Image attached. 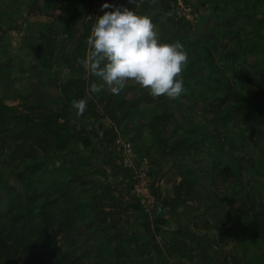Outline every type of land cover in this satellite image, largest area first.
<instances>
[{
    "label": "rangeland",
    "instance_id": "1",
    "mask_svg": "<svg viewBox=\"0 0 264 264\" xmlns=\"http://www.w3.org/2000/svg\"><path fill=\"white\" fill-rule=\"evenodd\" d=\"M105 3L150 17L160 43L183 45L189 60L178 99L153 98L133 81L119 95L106 85L91 92L93 83L103 81L77 62L70 50L75 41L64 30L70 15L96 22L114 11L102 12ZM46 41L55 48L49 72L41 65ZM0 78V101L21 112L46 105L48 93L61 98L62 79L88 82L89 132H97L100 142L94 148L118 168L122 182L114 188L124 197L112 204L104 193L112 184L102 182L95 205L100 210H78L77 234H83L75 238V256L83 264H264V0H142L138 6L129 0H0ZM18 140L0 133V182L47 159L46 180L36 184L37 173L31 179L38 202L59 196L61 202L71 197L89 203L88 193L79 199L70 192L71 182L52 184L50 171L56 177L62 156L53 139L33 141L30 134ZM141 159L151 167V188L164 207L158 216L143 213L129 192L131 170ZM171 221L191 243L184 245L196 252L194 262L175 253L167 255L173 261L139 259L126 241L155 234L166 242L160 232L168 233L163 228ZM57 242L61 248L67 243L64 236Z\"/></svg>",
    "mask_w": 264,
    "mask_h": 264
},
{
    "label": "trees",
    "instance_id": "2",
    "mask_svg": "<svg viewBox=\"0 0 264 264\" xmlns=\"http://www.w3.org/2000/svg\"><path fill=\"white\" fill-rule=\"evenodd\" d=\"M80 17L82 14L69 16L64 30V35L68 40L72 39ZM93 21V18H90L82 25L83 33L78 38L75 50L77 59L86 58L87 40L91 35ZM161 38L164 39L165 36ZM46 44L47 54L50 56L55 48L47 41ZM49 56L45 58L43 67L51 64ZM87 83L84 78L79 81H67L66 84L60 86L66 104L61 107L59 113L42 105L36 106L35 111L22 113L0 101V133L10 136L15 142L22 141L18 140L19 137L24 139L30 134L34 138L33 141L46 140L49 137L55 142V150H62L65 144L62 132L68 125L67 121L61 120V118L76 114V110L72 108V101L86 99ZM8 85L9 83H6L4 87L6 88ZM72 88L76 90L72 91ZM135 106L128 107L126 110H134ZM87 110L88 101L86 110L81 117L85 116ZM47 161V159H42L35 165H27L21 172L13 175V180L5 179L0 182V264H83L82 257L75 256V238L81 237L83 234V232L77 234V218L80 217L78 210L81 213L88 205L75 203L71 197L68 201L61 202L59 196L45 200L43 203L38 202V196L35 194L31 179L37 173V176H33L37 180L36 184L46 180L49 168ZM49 175L53 180L52 184L57 186L55 175L51 174V171ZM70 192H72L71 189ZM61 197H64V194ZM86 230L88 231L87 228ZM60 236H64L67 242L63 248L59 247L57 242ZM91 237L89 235L87 243ZM126 242L133 246L134 251L140 257L151 252L146 244L138 243L134 237L129 238ZM154 250L160 251L157 246ZM165 253L169 256L175 253L181 258L191 260V251H185V245L181 241L176 242L172 247H167Z\"/></svg>",
    "mask_w": 264,
    "mask_h": 264
},
{
    "label": "clouds",
    "instance_id": "3",
    "mask_svg": "<svg viewBox=\"0 0 264 264\" xmlns=\"http://www.w3.org/2000/svg\"><path fill=\"white\" fill-rule=\"evenodd\" d=\"M141 2L129 0L135 6ZM150 2L155 5L158 0ZM110 8L114 11L105 12ZM101 11L105 14L92 26L86 58L77 60L103 81L100 85L93 83L91 92L99 93L106 85L107 91L119 95L133 81L153 98L178 99L185 92L182 72L189 60L183 45L179 41L160 43L151 18L127 7L105 3ZM86 107L84 98L72 101L77 116H82Z\"/></svg>",
    "mask_w": 264,
    "mask_h": 264
},
{
    "label": "crops",
    "instance_id": "4",
    "mask_svg": "<svg viewBox=\"0 0 264 264\" xmlns=\"http://www.w3.org/2000/svg\"><path fill=\"white\" fill-rule=\"evenodd\" d=\"M89 19L90 18L85 17V16L80 17L78 20V22L80 23L79 30L75 29L72 39L68 40L65 37L70 42L75 41V44H73L74 45L73 49H70V50H73L75 55H76L75 50H76V44H77L76 41L83 33L82 25H84L86 21ZM94 23H95V19H94ZM43 51L45 55L44 57H42L41 65H43V63L45 62V58L49 56L47 54L46 45H44ZM88 51H89V47L87 49V53ZM63 52H65V50ZM68 52L69 50L66 49V53ZM49 57H51V64L47 67H44V69L47 70L48 72L52 70L54 66L56 65L54 63L53 56L50 55ZM2 79L3 80L6 79L5 82L8 83L7 80H9V74L6 73ZM66 80L71 81L70 79H66ZM66 80L62 79V81H58V82H60L61 84H65L67 82ZM47 96H48L46 97V99L48 100L47 104L46 105L42 104V105L59 113L61 110V107L66 104V99L64 98L62 93H60L61 98H59L58 96L55 99L54 97L50 96V93H48ZM90 98H91L90 96L86 95L87 101H89ZM33 100L35 101V96ZM89 112L91 111H87L84 117L77 116L75 114V115H69L66 118H61V120L67 121L68 127H66L65 128L66 130L62 132L64 136L63 140L65 144H64L63 149L59 151L62 153V156L59 157L58 159L59 163H58V166H57L58 169L56 172L58 175L56 174V180L58 183H62V184H66L68 182H71V184L73 183V186H71L70 184V189L72 191V194H74V196L76 197L77 195L79 196V199L86 195L84 193H88L87 195L92 197V199H90L89 203H86V204L90 208V212L93 213L92 211L95 212L97 210H100V206L95 208V205L100 200V197L102 196L101 190L98 189L100 188L99 186L102 182L110 181V183L112 184L110 186L111 188L105 189V192H104L105 196L108 197V201H111L112 204H119L120 201L121 202L123 201L124 196L123 197L121 196L120 198V195H123V193H119L118 190L120 189L114 188V184L117 183L120 185L122 182L121 173L117 171L118 168L115 169L113 166L111 167L108 163L109 160L111 159L109 157L107 158V156H104L103 154H101L100 156V154L97 153V149L94 148L96 145L99 146L100 142H99V139L97 138V135H98L97 132H94V131L89 132L91 130L90 120L92 119V115ZM22 113H29V112L23 111ZM90 147L92 149H90ZM86 183H89L88 186L86 185ZM119 188H121V186H119ZM79 192H80V195H79ZM124 206L127 207V203H125ZM104 210L108 212V210H113V209L106 208ZM173 216L175 217V215L172 212H170L169 213L170 219H173ZM165 218H168V217L165 216ZM155 229H156V232L157 231L160 232L159 230H157V226L155 227ZM163 229L168 232V233L160 232L162 233V235H165L163 236V238L166 240V242L162 240L161 242L157 241L155 234H153V237L146 234L144 237L136 238L138 243L146 244L151 251L149 254L145 256H142V257L138 256L139 259L149 260L155 257H165L166 259H170L171 257L169 258L167 257V254L165 253V250L162 249L161 245H166V244H171V243L173 244L178 241H181L188 247H189L188 244H191L188 242L187 239H183L180 236H178L179 226L175 225L172 221L169 223L168 227L163 228ZM155 246H157L160 249V251H155L154 250ZM195 253L196 252L190 253V257L192 258L193 262L195 260L194 259ZM171 259L172 261L174 260L173 258ZM182 259H185V258H182Z\"/></svg>",
    "mask_w": 264,
    "mask_h": 264
},
{
    "label": "built area",
    "instance_id": "5",
    "mask_svg": "<svg viewBox=\"0 0 264 264\" xmlns=\"http://www.w3.org/2000/svg\"><path fill=\"white\" fill-rule=\"evenodd\" d=\"M124 155L131 156L129 144L123 145ZM130 195L141 211L150 216L163 212V204L151 188V167L146 159H141L130 173Z\"/></svg>",
    "mask_w": 264,
    "mask_h": 264
}]
</instances>
